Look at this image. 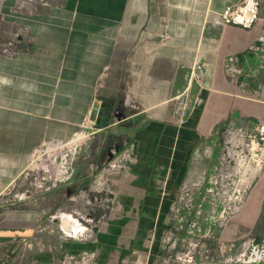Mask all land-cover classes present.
<instances>
[{
	"label": "crops",
	"instance_id": "obj_1",
	"mask_svg": "<svg viewBox=\"0 0 264 264\" xmlns=\"http://www.w3.org/2000/svg\"><path fill=\"white\" fill-rule=\"evenodd\" d=\"M16 1L1 10L23 34L17 54H0V187L30 165L35 148L83 130L100 145L96 162L134 145L129 159L108 164L105 184L92 185L126 216L103 224L90 250L100 264H147V227L162 230L157 215L173 209L206 135L264 123V0L251 29L222 21L239 0H49L30 14L13 11ZM231 54L242 69L235 80L225 73ZM196 64L205 65L201 85L182 95ZM180 96L198 98L182 115ZM85 181L77 171L73 182ZM42 219L21 206L0 217V264L35 239Z\"/></svg>",
	"mask_w": 264,
	"mask_h": 264
},
{
	"label": "rangeland",
	"instance_id": "obj_2",
	"mask_svg": "<svg viewBox=\"0 0 264 264\" xmlns=\"http://www.w3.org/2000/svg\"><path fill=\"white\" fill-rule=\"evenodd\" d=\"M37 6L30 0H17L13 11L30 14ZM2 7L0 0V54H17L23 32L3 20ZM10 43L9 52L3 53ZM256 128L226 125L206 135L186 179L195 190L196 206L178 215L172 209L159 211L158 220H165L156 224L164 222V226L161 231L158 225L147 227V264H264V257L260 262H246L252 253L264 251V145ZM88 132L80 131L78 135L84 136L80 143L72 142L76 136L35 148L30 165L10 185L0 187V217L20 206L35 209L43 217L30 247L15 253L14 264H36L42 255L50 258V264H66L67 255L96 254L90 249L98 245L99 228L109 219L126 216V211L117 209L113 194L92 188L95 180L106 183L108 162L106 157L96 162L100 145ZM77 171L86 180L84 185L73 182ZM64 213L73 215L88 231L78 239L67 238L56 218ZM137 213L130 211V217ZM181 224L183 230L175 232ZM99 259L96 254L95 264H100Z\"/></svg>",
	"mask_w": 264,
	"mask_h": 264
},
{
	"label": "built area",
	"instance_id": "obj_3",
	"mask_svg": "<svg viewBox=\"0 0 264 264\" xmlns=\"http://www.w3.org/2000/svg\"><path fill=\"white\" fill-rule=\"evenodd\" d=\"M262 0H239L238 3L231 5L225 9V11L221 14V18L224 24L226 25H232L236 27H240L242 29H251L255 24H257L261 18H260V7H261ZM31 4H38L41 6H46L49 3V0H30ZM260 42L264 43V31L262 33V36L259 38ZM13 46V43H10L9 45H6L3 49V53H8L9 49ZM258 46H252L250 47V50H257ZM2 50V47L0 51ZM205 65H194L190 72L186 75V79L188 80V86L183 91L182 95L186 94L188 90H190L193 83H197V85H201V80L203 77ZM225 73L226 76L230 79H236L235 75H239L242 73V69L239 66V56L236 54H231L226 58L225 61ZM198 101V98H182L179 97V106H178V112L182 115L185 111L191 109L194 104H196ZM257 136L259 138V142H261L264 145V123L257 124L256 128ZM134 150V145L128 146L126 149L122 150L118 157H114L115 150L111 151L108 157H106V161L110 166L113 165H120V163L126 161V159H129L131 157V154ZM194 188L191 187L186 180L181 188L179 197L177 201L174 204L173 211L176 215H178L181 211L184 210H190L193 206H196V204L193 202L194 199ZM107 196V195H106ZM113 199V198H112ZM111 197H107L106 200L113 203ZM198 207H201V204L197 205ZM182 220V219H181ZM80 223V222H79ZM93 223L92 221L87 222ZM81 224V223H80ZM85 231H88V228L85 227ZM182 224L180 228L175 227L174 231H181ZM84 234H81L79 237H82ZM78 237V238H79ZM68 238V237H67ZM77 238V239H78ZM72 239V238H70ZM22 244L25 247H30L31 241L27 239L22 240ZM262 254V255H261ZM252 253L251 258L247 260V263H253V262H260L263 260L264 257V251L261 253ZM254 256V257H253ZM96 258V254L94 252L89 251H83L80 252L77 255H67L64 258V261L66 264H95L94 260ZM3 264H14L13 260L10 259V257L7 258V261H5Z\"/></svg>",
	"mask_w": 264,
	"mask_h": 264
},
{
	"label": "bare ground",
	"instance_id": "obj_4",
	"mask_svg": "<svg viewBox=\"0 0 264 264\" xmlns=\"http://www.w3.org/2000/svg\"><path fill=\"white\" fill-rule=\"evenodd\" d=\"M84 138L83 135H79L76 138L73 139L72 142H78L80 143L82 139ZM69 213L61 214L60 216L56 217L60 220V223L63 224L60 226L61 229L66 233V237L77 239L81 234H84V227L79 223V221ZM60 229V230H61ZM86 230V229H85Z\"/></svg>",
	"mask_w": 264,
	"mask_h": 264
},
{
	"label": "water",
	"instance_id": "obj_5",
	"mask_svg": "<svg viewBox=\"0 0 264 264\" xmlns=\"http://www.w3.org/2000/svg\"><path fill=\"white\" fill-rule=\"evenodd\" d=\"M99 108H100V101H96L94 104L91 116H90V121L96 122L99 114Z\"/></svg>",
	"mask_w": 264,
	"mask_h": 264
}]
</instances>
